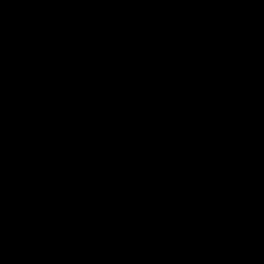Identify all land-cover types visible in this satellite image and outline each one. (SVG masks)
Instances as JSON below:
<instances>
[{
	"label": "trees",
	"instance_id": "obj_1",
	"mask_svg": "<svg viewBox=\"0 0 264 264\" xmlns=\"http://www.w3.org/2000/svg\"><path fill=\"white\" fill-rule=\"evenodd\" d=\"M110 2L0 0V85L11 91L0 101V163L13 166L0 183L9 222L4 263H203L200 240L177 246L173 223L145 226L125 211L86 225L67 185L77 173L45 174L60 153L41 143L43 133L124 135L184 125L180 108L218 96L232 74L236 37L217 0L155 18L129 41H75V31H87ZM231 84L264 101V59Z\"/></svg>",
	"mask_w": 264,
	"mask_h": 264
},
{
	"label": "water",
	"instance_id": "obj_2",
	"mask_svg": "<svg viewBox=\"0 0 264 264\" xmlns=\"http://www.w3.org/2000/svg\"><path fill=\"white\" fill-rule=\"evenodd\" d=\"M197 1L111 0L88 30L98 42L129 41L151 20L174 18ZM217 1L236 37L232 74L220 95L181 107L185 125L124 135L43 133L41 143L60 153L45 174L77 173L67 185L78 203L77 219L86 225L130 211L143 216L145 226L174 223L179 247L211 234L222 242L204 248L205 255L258 264L260 247H245L241 240L247 218L256 215L264 222V102L231 80L252 61L264 59V0ZM10 97L9 86L0 85V101ZM8 233L0 203V242Z\"/></svg>",
	"mask_w": 264,
	"mask_h": 264
},
{
	"label": "flooded vegetation",
	"instance_id": "obj_3",
	"mask_svg": "<svg viewBox=\"0 0 264 264\" xmlns=\"http://www.w3.org/2000/svg\"><path fill=\"white\" fill-rule=\"evenodd\" d=\"M12 167L13 166H10L7 168L6 165L0 163V168L2 171L6 172L8 169H11ZM7 177H5V179ZM184 208L189 209L187 207H184ZM242 228H243V232L245 233V236H243L241 240L242 243L244 244L245 247H260V249L258 250L260 251L259 252L260 254H259V258L257 259V262L258 264L260 263L264 264V222L261 220H258V216L255 215L250 218H247L242 223ZM178 238H179V235H178ZM195 239L200 240V243L203 246L202 252L204 248L209 247V246L219 245L222 242L219 238L211 234H200ZM201 260L203 261V264H230L232 262V260L230 259V255H226L224 257L223 256L210 257L204 254V257Z\"/></svg>",
	"mask_w": 264,
	"mask_h": 264
},
{
	"label": "built area",
	"instance_id": "obj_4",
	"mask_svg": "<svg viewBox=\"0 0 264 264\" xmlns=\"http://www.w3.org/2000/svg\"><path fill=\"white\" fill-rule=\"evenodd\" d=\"M74 40L75 41L88 42V43L98 42V40L94 36H92V34L88 30L84 31V32L75 31Z\"/></svg>",
	"mask_w": 264,
	"mask_h": 264
},
{
	"label": "rangeland",
	"instance_id": "obj_5",
	"mask_svg": "<svg viewBox=\"0 0 264 264\" xmlns=\"http://www.w3.org/2000/svg\"><path fill=\"white\" fill-rule=\"evenodd\" d=\"M231 82H232V80H231ZM234 86V85H233ZM240 87V86H239ZM222 89H223V84H222V86H221V91H222ZM221 93V92H220ZM220 95V94H219ZM210 99V98H209ZM205 100H208V99H205ZM205 100H202V101H205ZM202 101H199V102H202ZM261 101V100H260ZM199 102H197V103H199ZM262 102H264V101H262ZM196 104V103H195ZM188 106V105H187ZM187 121V120H186ZM185 125V124H184ZM11 170H12V168L11 169H8L6 172L5 171H2L1 170V168H0V181L2 182V181H4V179H5V177H7L9 174H10V172H11ZM77 178V177H76ZM143 217V216H142ZM143 220H144V218H143ZM174 224V223H173ZM175 226V225H174ZM176 228V227H175ZM199 243V241H197V244ZM203 264V263H202Z\"/></svg>",
	"mask_w": 264,
	"mask_h": 264
}]
</instances>
